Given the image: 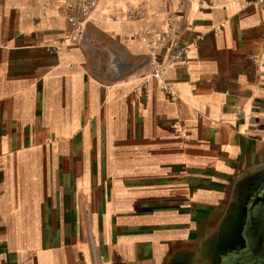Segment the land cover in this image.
<instances>
[{"label": "crops", "instance_id": "1", "mask_svg": "<svg viewBox=\"0 0 264 264\" xmlns=\"http://www.w3.org/2000/svg\"><path fill=\"white\" fill-rule=\"evenodd\" d=\"M0 0V264H248L264 208V5ZM146 12L151 35L127 10ZM195 43L153 73L169 20ZM258 55L256 62L252 57Z\"/></svg>", "mask_w": 264, "mask_h": 264}, {"label": "built area", "instance_id": "2", "mask_svg": "<svg viewBox=\"0 0 264 264\" xmlns=\"http://www.w3.org/2000/svg\"><path fill=\"white\" fill-rule=\"evenodd\" d=\"M102 0H64V8L67 16V21L70 26V36L73 42H77L80 37V29L84 23L92 16L94 11L97 9L99 3ZM188 0H161L166 6L170 7L175 14L180 16L187 4ZM255 5L263 6L264 0H255L253 2ZM128 18L138 21L142 24L141 29L137 32V37L142 39L144 42L148 41V37L151 35L150 30L147 28L146 24V12L142 9L137 10H127ZM178 20H169L167 29L163 34L162 43L167 44L169 49L175 51V56L167 63H159L158 56L156 53L152 55L154 57L153 73L147 77L142 83V88L147 90L150 81L156 80L166 94L170 101L175 102L177 100V95L172 89V87L166 82V74L169 67L177 63L183 62L187 54L195 46V43L185 44L182 47L177 45L174 40L176 33ZM256 62L259 61L260 57L254 55L252 57Z\"/></svg>", "mask_w": 264, "mask_h": 264}, {"label": "flooded vegetation", "instance_id": "3", "mask_svg": "<svg viewBox=\"0 0 264 264\" xmlns=\"http://www.w3.org/2000/svg\"><path fill=\"white\" fill-rule=\"evenodd\" d=\"M246 234L247 249L238 256V260H246L248 264H264V208L253 215Z\"/></svg>", "mask_w": 264, "mask_h": 264}]
</instances>
